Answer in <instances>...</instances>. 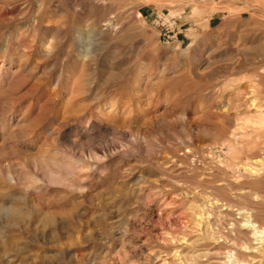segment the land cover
<instances>
[{
	"label": "rangeland",
	"instance_id": "1",
	"mask_svg": "<svg viewBox=\"0 0 264 264\" xmlns=\"http://www.w3.org/2000/svg\"><path fill=\"white\" fill-rule=\"evenodd\" d=\"M0 121V264L230 262L264 209V0H0Z\"/></svg>",
	"mask_w": 264,
	"mask_h": 264
},
{
	"label": "bare ground",
	"instance_id": "2",
	"mask_svg": "<svg viewBox=\"0 0 264 264\" xmlns=\"http://www.w3.org/2000/svg\"><path fill=\"white\" fill-rule=\"evenodd\" d=\"M8 62L13 65L14 61H13V56L12 55L9 56ZM8 107L9 106H7L5 108L4 113L8 114L9 111L11 112V109L8 108ZM1 121H0V125H1ZM41 133H43L45 135L46 134L48 135V134L52 133V130H50L49 125H45V126H43V128L41 130ZM0 134L3 135L4 138L6 136H8L7 138H9V135H10V134H7V132H5V129H3V128L0 130ZM11 136H12V134H11ZM14 136L17 137V138L18 137H22L20 131H14ZM237 153H239V152H237ZM236 157L239 158L238 154H236L234 156V159ZM244 158H245L246 161L248 159H250V157H248V156H245ZM251 166L250 165L248 166V170H250V171H252V169H253ZM257 197H260V195H257ZM219 200L220 199H216L215 203H218ZM261 200H263V199H261ZM252 204H254V202ZM255 204H261V205L264 206V201L257 202ZM241 212L242 211H240V213ZM244 212L245 213H243V215H245V216L243 217V219L240 220V221H236V223H234V226H233L234 228L238 227V232L235 234V236L233 238L231 236V239H230V240H234V243H236V245H239V249L234 252V257H233L232 260H230V262H224L223 264H264V209L254 210V213L251 214V215H248L249 212H248L247 209ZM250 217H252V218H250ZM229 252H230V248H229ZM173 255L176 258H178V259H180L182 257L184 261H186L188 259H193L194 260V259H196L198 257V256H194V255L187 256L184 253H182L181 251L180 252L176 251V252L173 253Z\"/></svg>",
	"mask_w": 264,
	"mask_h": 264
}]
</instances>
